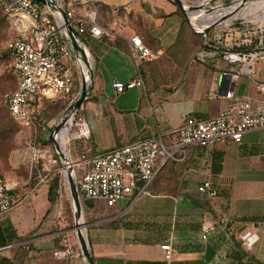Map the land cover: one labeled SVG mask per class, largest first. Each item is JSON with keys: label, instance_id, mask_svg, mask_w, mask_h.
<instances>
[{"label": "crops", "instance_id": "1", "mask_svg": "<svg viewBox=\"0 0 264 264\" xmlns=\"http://www.w3.org/2000/svg\"><path fill=\"white\" fill-rule=\"evenodd\" d=\"M69 1L77 14L96 12L99 23L113 32L111 37H91L87 43L97 63L92 93L82 108L91 137L83 143L82 151H76L77 158L82 152L95 156L157 135L171 146L174 134L188 117L216 118L227 106V92L255 98L257 85L264 83V59L251 63L256 69L254 75L237 78L241 64L228 63L222 55L202 63L195 53L174 61L176 67L184 65L183 79L176 86L136 87L117 94L115 82L128 83L142 77L149 65L142 62L137 66L133 59L134 37H140L159 60L178 42L184 28V39L191 38L189 23L170 0ZM183 1L187 4L189 0ZM191 16L202 18L196 13ZM89 53L92 70L94 61ZM224 74L232 78L222 85ZM206 180L217 190L216 199L199 194L198 188ZM152 186L165 197L179 196V210L168 215L162 207L157 211L141 207L134 212L124 206L133 196L119 201L120 206L107 207L121 219L115 220L120 222L117 224L103 219L90 227L88 242L95 264H264V129L246 133L240 144L195 147L186 156L176 155L158 170ZM42 189L33 199L32 208L20 210L16 221L8 222L9 215L0 223L14 233V247L33 244V264H66L63 250H54L55 259L51 256L54 236L44 223L52 205L48 186L42 193L45 210L38 218ZM146 195L154 196L150 191ZM143 196L136 197L135 202ZM95 212L100 215L104 207L99 206ZM224 218L230 222L227 227L221 224ZM211 225L216 229L203 240L204 229ZM247 233L256 236L250 249L241 242ZM170 239L176 253L167 262L161 245Z\"/></svg>", "mask_w": 264, "mask_h": 264}, {"label": "built area", "instance_id": "2", "mask_svg": "<svg viewBox=\"0 0 264 264\" xmlns=\"http://www.w3.org/2000/svg\"><path fill=\"white\" fill-rule=\"evenodd\" d=\"M46 1L47 4L36 0H0L1 10L10 24L7 40L0 43V57L9 59L11 73L17 82L16 89L3 96V102L20 130L26 133L34 132L36 135L28 149L20 154V159H23L21 165L28 171L29 180L23 181L20 177L7 178L0 169V219L31 200L42 186H48L50 180L45 173L52 168L60 166L61 178L57 197L62 199L64 187L69 189L66 181L68 164L61 159L50 137L55 128L69 117V109L77 98L70 104L62 120L49 129L50 136L47 141L51 142V146L41 148V141L44 139H41L37 125L41 122L48 104L67 101L70 98L77 74L81 76L82 82L85 79L82 74V65L86 62L85 49L90 52L86 40L113 35L111 30L99 23L96 12L87 11L80 15L70 6V1ZM212 2L213 0H201L195 5L186 4L187 8L194 7V10L188 12L189 19L192 13L209 17L216 11L228 9L236 3L207 10V6ZM63 12L67 15L69 25H72L82 40V56L75 52ZM228 17L224 16L204 26L198 23L200 28L195 27L190 19L193 30L202 36L203 42L208 46V49L196 55V60L203 63L207 59L222 55L226 62L242 65L237 78L241 74L254 75L256 69L251 63L264 59V23L258 21L260 25H256L252 18L227 23ZM242 26L247 30H242ZM212 31H223L226 34L216 33L213 36ZM250 34L258 36V43L251 49H246L244 47L250 41ZM132 43L131 54L137 66L156 59V55L140 37H134ZM235 47L243 49L235 51ZM136 87H146L142 77L128 83H114L117 94ZM257 92L255 98L241 97L234 91L227 92V106L218 117H188L174 134L175 140L171 146L165 143L161 135H157L95 156L83 154L78 161H73L71 152L76 142L88 141L91 137L89 124L78 111L76 115L69 117L57 139L61 147L65 148L74 167L73 179L81 200L103 201L107 207L112 208L126 197L149 194L158 170L176 155L186 156L187 152L195 147L206 149L219 143H242L246 133L264 129V83L257 85ZM46 130L43 127L42 131ZM63 134L65 136L62 139ZM198 192L208 199L218 197L217 190L209 180L201 183ZM57 218L62 250L68 261L66 264H75L79 256L75 255L71 244L74 228H67L65 214L61 209L58 210ZM221 224L227 227L230 222L224 218ZM215 229L216 225L206 227L203 240L208 238V232ZM230 231L233 232L231 228ZM241 242L245 248L250 249L256 242V236L247 233L241 237ZM161 249L165 260L171 262L176 253L173 240H167L161 245Z\"/></svg>", "mask_w": 264, "mask_h": 264}, {"label": "rangeland", "instance_id": "3", "mask_svg": "<svg viewBox=\"0 0 264 264\" xmlns=\"http://www.w3.org/2000/svg\"><path fill=\"white\" fill-rule=\"evenodd\" d=\"M207 2L209 0H206ZM237 0H213L210 5L207 6V10L216 9L218 7H224L226 5H230L233 2H236ZM201 2V0H189L187 4L195 5L196 3ZM201 4V3H200ZM247 7L248 12L241 14L239 16L233 17L231 19H227V23H234L236 21L241 20H247V19H254L256 22V25L258 24V21L261 23H264V0H250L247 3H244L243 0H238L234 5H232L228 9L218 10L215 13L218 12H227L230 10L240 9L242 7ZM190 14V19L193 23V25L197 28H200V25H208L209 23L213 22L214 20H203L199 19L195 21L194 16ZM216 21V20H215ZM218 21V20H217ZM198 23H201L198 25ZM101 24V23H100ZM191 26V25H190ZM213 36H215L216 33H219L221 35H225L226 33H223V31H212L211 32ZM9 35V28H7V22L5 19L4 14L2 13L0 9V43H3L7 40ZM188 41V40H187ZM194 40H189V42H185L184 45L177 49H173L168 51L164 56H162L159 60H154L152 65L147 68L146 73L143 72L142 79L144 80L145 86L148 89H155L161 86L172 88L173 86H176L182 79L184 75V65L177 66L174 64V61L178 59V56H190L195 55V53H192V49L194 47ZM230 44V42H229ZM200 48V44L198 49ZM89 53V52H88ZM90 54V53H89ZM92 55V54H91ZM93 57V56H92ZM94 60V58H93ZM10 61L9 59L5 57H0V125H12L16 132V135L13 139L12 147L11 145L1 142L0 146V169L2 170L3 174L7 178L12 177H20L23 181L29 180V173L25 170V167L21 165L22 160L20 159V154L25 152L29 145L32 142V139L34 138L35 133H26L22 132L18 126L15 124V122L12 120L8 109L4 105L3 102V96L11 91H14L16 88V81L11 73L10 68ZM95 61H94V68L91 71V78L93 79V74L95 72ZM82 88V79L79 74L76 76V84L75 88L70 96V98L67 101H61L56 102L53 104L47 105V110L43 114L41 122L37 125L40 133L41 139L44 140L41 141V148L49 147L51 146L50 143H47V140L49 139V129L51 130V127H55L63 118L65 113H67L68 107L70 104H72L75 99L79 96ZM83 108V106H82ZM82 108L80 109V114L82 115ZM47 125L49 126L47 128ZM43 127H45L47 130L42 131ZM10 150V151H9ZM71 159L73 161H78L79 157L77 158V153L75 149H72L71 152ZM60 166L56 168H52L50 171H47L45 174L50 180V184L48 187L52 185V183L55 181L57 177L59 179L61 178L60 174ZM47 186H42V192L39 196V207H38V218L39 214L42 212V210H45L46 201L44 200V196L42 197V193L46 190ZM150 193L154 196H143L141 199L135 202V198H132L131 201H128L124 206H128L132 208V211L139 212L140 208H149L150 210H159V207H162V210L166 212L168 215L176 213L180 208V202L179 196L176 195V197L163 196L164 194L158 193L154 189L153 186L149 189ZM40 193V191H39ZM38 195V194H37ZM35 195L31 200L26 202L23 206L17 208L14 212L10 214V219L8 222L12 223L14 220H17V214L20 210L24 209L25 207H31L32 208V201L37 196ZM160 195V196H157ZM62 199L60 197H57L53 205L49 208L50 212L45 218V224L49 225V233L52 234L53 237V246L51 256L53 259H55L54 256V250H62L63 246L62 244V237L59 236L60 231V224L58 222L57 214L58 210L61 209L65 214V221L68 229L74 228L76 225L75 222V210L73 206V200L71 197V193L67 187H64ZM43 198V201H42ZM126 199V198H125ZM121 201V200H120ZM45 204H44V203ZM82 202V208H83V221L87 224L85 228V233L87 235L86 238L89 240V229L94 224L98 223L99 221L103 219L108 220H117L121 219L119 217H116V214L114 212H111L110 209L107 208L106 204L103 201H100L98 203L95 202H89L87 203L85 200H81ZM135 202V203H134ZM104 207V212L100 215L96 214L95 209L97 210L98 207ZM118 206H120V203H118ZM9 216V215H8ZM7 217V216H6ZM181 217H178L177 221H179ZM120 223L118 221L113 222V224ZM9 225V223H6ZM72 232V231H71ZM90 242V240H89ZM71 244L74 250V253L76 256H79L78 260L75 262V264H88L83 252L81 250L80 242L77 236L76 232H72L71 234ZM13 245H10L6 248L0 249V260L2 258H7L10 260H13V264H33L32 258L30 256V252L32 251L33 244L27 243L25 245L11 247Z\"/></svg>", "mask_w": 264, "mask_h": 264}, {"label": "water", "instance_id": "4", "mask_svg": "<svg viewBox=\"0 0 264 264\" xmlns=\"http://www.w3.org/2000/svg\"><path fill=\"white\" fill-rule=\"evenodd\" d=\"M42 4H47L46 0H36ZM175 6L178 7V9L180 10V12L183 14V16L185 17L186 21L191 25L190 19H189V15L188 12L189 10L192 11L194 10V7H186V4L184 3L183 0H170ZM250 0H243L244 3L249 2ZM63 16L66 19L67 23H68V30H69V37L71 39V42L74 46L75 52L76 54H78L79 56L83 54V49L80 46V44L82 43L81 38L78 36V34L76 33L75 29L72 27V25H69V21L67 20V15L63 12ZM192 27V26H191ZM193 29V28H192ZM231 76L227 75L222 77V85L228 81L231 80ZM92 89H93V79L90 78V84H88V82L86 81V79H83L82 82V89L81 92L79 94V96L77 97L76 101L74 102L73 105H71L69 112L71 116H74L78 113V111H80V109L82 108V106L84 105V103L89 99L91 93H92ZM69 117H66L54 130V132L52 133L50 140L53 142L58 154L60 155L61 159L68 164V167L66 168V172H67V176H68V181H69V189H70V193H71V197L73 200V206H74V210H75V222L76 225L74 227V231L77 233L79 242H80V246H81V250L83 252V255L87 261L88 264H95L93 255H92V251L88 242V239L84 236L83 232H82V227H85L87 224L83 221L82 223V219H83V208H82V202H81V198L78 192V188L76 186V183L73 179V172H74V167L71 165V161L68 157L67 154H65V152L63 151V148L61 147V145L58 142L57 136L62 132V130L64 129L66 123L68 122ZM67 153V152H66Z\"/></svg>", "mask_w": 264, "mask_h": 264}, {"label": "trees", "instance_id": "5", "mask_svg": "<svg viewBox=\"0 0 264 264\" xmlns=\"http://www.w3.org/2000/svg\"><path fill=\"white\" fill-rule=\"evenodd\" d=\"M69 0H67V3H68ZM1 9V7H0ZM2 11V10H1ZM3 13V12H2ZM4 14V13H3ZM5 16V15H4ZM5 19H6V22H7V28H10V24L5 16ZM242 30L243 28L246 29L245 27H240ZM247 30V29H246ZM188 31L191 33V38L190 39H184V36L186 35V32H187V29H183L182 32H181V35H180V38L178 40V42L172 46L168 51L170 50H173L175 48L179 49L181 48L185 42H189V40H194L193 42L195 43L194 44V47L192 49V53H196V55L205 50V49H208V46L205 45V43L203 42V38L201 35L197 34L193 29L192 27L190 26V24L188 25ZM249 31V30H248ZM249 38H250V41H248L249 43L247 44L246 49H251L252 47H254L257 43H258V36L256 35H253V34H250L249 35ZM90 40V38H88L86 40V43H88ZM188 40V41H187ZM199 44H200V48L198 49L199 47ZM212 44V43H211ZM215 44V43H213ZM243 48L242 47H235L234 50L235 51H239V50H242ZM156 52V51H155ZM92 54V52H91ZM195 55V56H196ZM93 58H94V61H95V66L97 65L96 63V59L94 57V55L92 54ZM164 56V55H163ZM181 56V55H179ZM182 57H186V56H182ZM154 61H151L149 62V65H148V68L152 65ZM178 62V61H177ZM145 73V72H144ZM15 79V78H14ZM16 81V79H15ZM16 87H17V82H16ZM16 89V88H15ZM19 128V127H18ZM20 129V128H19ZM16 130L15 128L10 125V124H6V125H3L1 124L0 125V146H1V142H5L9 145H11L12 147V142H13V139L16 135ZM86 142V141H78L76 142V145H75V150L76 151H82V145L83 143ZM47 143H51L50 141H47ZM10 151V150H9ZM84 153L82 152L80 154V156H82ZM79 156V157H80ZM156 181V180H155ZM154 181V182H155ZM154 184V183H153ZM152 184V185H153ZM50 190H49V200H50V203L53 205V203L55 202L56 198H57V190L59 188V177H57L55 179V181L52 183V185L49 187ZM137 195V194H136ZM87 203L89 202H95V201H88V200H85ZM97 203V202H95ZM14 240H15V237H14V233L11 231V228H6L4 227L1 223H0V249L2 248H6L8 246H10L12 243H14ZM61 250V249H60ZM0 264H13V262L10 260V259H7V258H2L0 260Z\"/></svg>", "mask_w": 264, "mask_h": 264}, {"label": "bare ground", "instance_id": "6", "mask_svg": "<svg viewBox=\"0 0 264 264\" xmlns=\"http://www.w3.org/2000/svg\"><path fill=\"white\" fill-rule=\"evenodd\" d=\"M246 12H248V8L244 6V7L240 8V9L230 10V11H227V12L213 13L209 17H207L206 15L202 14L201 15L202 16L201 19H203V20H219V19L223 18L224 16H229L228 19H231L233 17L239 16V15L244 14ZM195 21H197V20H195ZM85 51H86L85 52L86 53V62H85V64L82 65V74H83L84 78L86 79V81L88 82V84H90L91 72H89V71H91V68H90V65H89L90 63H89L88 58H87V51L88 50L85 49ZM64 136H65V134L62 135V139L64 138ZM63 151L65 152V154H67L65 148H63ZM73 177H75V174H73ZM66 181L69 184L68 178H66ZM81 221L83 223V219ZM85 231H86L85 228L82 227V232H83L84 236L86 237Z\"/></svg>", "mask_w": 264, "mask_h": 264}]
</instances>
